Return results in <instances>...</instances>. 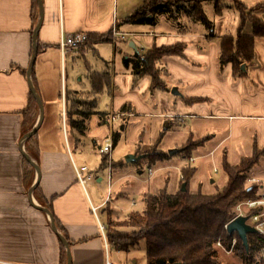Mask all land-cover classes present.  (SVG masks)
Segmentation results:
<instances>
[{"label": "crops", "instance_id": "crops-1", "mask_svg": "<svg viewBox=\"0 0 264 264\" xmlns=\"http://www.w3.org/2000/svg\"><path fill=\"white\" fill-rule=\"evenodd\" d=\"M242 1L250 7L264 0ZM141 3L127 5L119 12L113 0H42L43 17L37 34V46L39 44L40 47L30 75L43 103V116L39 122V110L30 121L21 112L27 106L31 93L27 69L39 14L34 22L32 0H0V264H68L67 254L61 257L62 241L53 230L49 215L42 211L46 207L37 194L51 202L50 212L58 232L67 236L63 235L69 243L71 264H106L107 261L122 264L110 260L106 229L103 236L91 209L96 207V214L106 227V219L104 221L102 216L107 215V209L113 202L114 167L109 165L107 173L102 172V168L97 173L88 168L85 174L92 177L83 186L75 166L84 165L79 148L84 146L88 136L95 134L89 128L90 121L95 120L97 125H111L108 119L110 112L129 115L131 110L144 108L132 93L134 91H143L145 102L152 101L159 93L160 100L170 108L157 111L159 116L167 117L166 128L173 125L172 121L181 123L186 117L215 121L218 128L210 130L211 137H223L225 156L231 153L237 157L228 161L231 165L250 156L255 148L264 150V37L255 38V57L251 64H244L242 70L245 75L234 77L231 65L220 69L217 61L218 37L235 35L240 22L238 11L228 6L231 0H222L225 7L220 13H215L211 4L210 13L205 11L213 22L214 38H208L202 25L193 24L186 17L174 21L159 16L155 26L123 22ZM259 16L264 22V12ZM109 30H112V40L106 43L113 46L112 68L105 60V68L88 71L90 88L85 91L92 89L91 72H107L109 87L95 98L82 99L83 102L74 106L78 112H71L65 91H85L78 90L72 82L68 88V66L73 71L75 56L85 59L92 52L100 57L105 47H102L104 42L87 43L63 55L59 48L61 35L74 31L100 34ZM251 32V23L246 22L243 33L249 35ZM144 37L151 39L148 47L142 41ZM177 42L184 43L185 57L164 56L157 63L167 90H151L149 76L135 80L132 64L137 56L154 45ZM115 71H125V78L121 80ZM174 87L180 94L171 92ZM104 92L111 94L108 110L98 108L99 97ZM194 98L200 100L194 101ZM71 121H82L85 128L80 132ZM37 125V132L22 147V136ZM113 133H110L111 137ZM29 140H33L35 152L32 154L27 148ZM93 142L98 153L97 147L101 143L97 144L96 137ZM25 155L35 160L40 169L39 176ZM262 155L259 166L256 164L250 171L264 183V152ZM27 173H31L30 186V180L25 176ZM104 180L108 184L106 195L99 187ZM34 184H37V189L30 198L29 190Z\"/></svg>", "mask_w": 264, "mask_h": 264}, {"label": "trees", "instance_id": "trees-1", "mask_svg": "<svg viewBox=\"0 0 264 264\" xmlns=\"http://www.w3.org/2000/svg\"><path fill=\"white\" fill-rule=\"evenodd\" d=\"M207 3L213 6L215 13H220L225 7L222 0H142L141 5L127 15L123 22L155 26L159 16L174 21L186 17L191 23L202 25L208 33V38H214L213 22L204 10ZM228 6L238 11L240 22L235 35L218 37L217 61L220 69L231 65L233 76L240 77L246 73L241 66L244 64L247 66L254 60L255 38L264 37V22L259 16L264 12V1L249 7L242 0H231ZM32 8V19L36 22L39 14L37 0H32ZM246 22L251 23L252 32L249 35L243 33ZM111 40L112 30H109L106 33L87 34V40L83 45ZM184 46L181 42L171 45H154L144 54L137 56L132 64L135 80L149 76L151 90H167L166 81L157 63L164 56L185 57ZM38 47H40L39 44ZM90 74L91 91L79 93L65 91V100L71 104L69 107L71 112H78L74 106L81 103L82 99L95 98L109 87L110 76L107 72H91ZM192 100L199 101L200 98ZM122 109H125V106ZM38 110V105L30 93L27 106L21 111L22 115L28 117L30 121L37 116ZM71 124L80 132L85 128L82 121H71ZM117 134H112L114 144ZM27 148L31 154L35 152L33 140L28 141ZM263 152L264 150L255 148L250 156L241 158L235 165H231L224 159L223 169L227 180L223 188L216 193L207 194L201 191L190 193L187 187L185 191H182L181 186L175 193H170L164 188L157 193L146 194L144 210L132 211L123 220H114L110 209H107L108 244L118 251L128 252L140 240H144L145 264H224L217 262L218 251L214 245L219 243L227 250L232 248L240 264H257L260 260L263 236L257 231L248 233V247L246 248L236 232L227 231L226 225L234 219L237 204L257 196L256 186L245 187V181L248 177L247 173L263 158ZM145 157L150 164H154L157 160L169 157V154L157 151ZM108 162V156L104 155L100 168L107 164L114 167ZM195 170L189 166L184 168L182 182L187 185V181L189 183V178ZM28 173L25 176L30 180V186L31 173ZM37 196L42 205L50 210L51 202L45 201L39 194ZM63 235L67 237L66 234L63 233ZM233 240L235 242L232 245ZM61 257H66L62 243Z\"/></svg>", "mask_w": 264, "mask_h": 264}, {"label": "rangeland", "instance_id": "rangeland-1", "mask_svg": "<svg viewBox=\"0 0 264 264\" xmlns=\"http://www.w3.org/2000/svg\"><path fill=\"white\" fill-rule=\"evenodd\" d=\"M113 2L117 5L120 12L127 5L137 3L139 5L142 0H113ZM205 11L210 13V4L205 5ZM142 41L144 45H147L151 42V39L144 37ZM109 43L104 42L102 44L105 50L100 57L92 52L85 59L78 55L75 56L76 58L73 62L71 61L72 66H74L72 68L73 71H70L71 67L70 65L68 66L66 81L68 88L70 82H72L80 91L89 89L88 71L105 68V60L109 61L108 65L112 68L110 61L113 58V46ZM142 51H145L144 48ZM118 67H120V64ZM110 72L114 73V71ZM115 73L119 75L121 80L125 78V71H115ZM78 78H81V81H78ZM119 85L121 89L122 81ZM128 91H130L129 88ZM132 93L135 94L144 108L141 110L137 108V111L131 110L133 114L130 113L124 119L120 118L111 125H97L95 120H92L93 122L90 121L89 128H92L95 134L88 136V139L84 140V146L79 148L83 164L90 168L92 172L97 173L101 170L100 165L104 155L95 151L93 138H97L98 144L103 142L106 135L111 136L110 133L112 132L118 133L108 162L114 165L111 190L113 202L110 204L112 218L114 220H123L132 211L141 212L144 210V196L148 193H157L164 188L167 192L175 193L183 183L182 171L188 166L196 169L189 178V183L187 181V185H185L190 193L201 191L213 194L221 190L227 180V175L223 169V160L234 161L237 157L234 154L231 155V153L225 156L226 149L225 145H223V137L219 135L211 137L210 130L218 128L216 122L186 117L182 118L181 123L177 120L172 121L173 125L166 128L165 121L167 117L159 116L157 111L158 109L170 110V108L167 103L160 100L159 93L155 95L152 101L148 102H145L143 91L139 93L134 91ZM110 106L111 94L104 92L99 97L98 108L108 110ZM121 122L124 124L123 129H121ZM177 144L180 145L175 146ZM173 147L183 148V150L175 155H169L165 159L157 160L154 164H150L147 157H145L148 154L157 153V151L167 153ZM128 155H142V157L138 160L139 162H128L126 161ZM189 157H194V161L190 162ZM148 167H152L150 173L148 172ZM102 170V172L107 173L109 171L108 164ZM140 170L141 173H139ZM120 174L123 175L122 178L119 177ZM247 175L245 187L255 186V184L250 182L252 178L257 179L258 182L262 181L254 177L251 171ZM89 186L90 184L88 183L87 187L90 195H92ZM99 187L103 188V193L106 195L108 189L107 181L100 182ZM102 218L105 221L106 214ZM214 246L218 251L217 262L240 264L235 257L234 250H231L232 248L227 250L218 243H215ZM107 254H109L110 260L122 264H133V261L135 262L134 264H145V242L140 240L128 252L116 251L112 245H108Z\"/></svg>", "mask_w": 264, "mask_h": 264}, {"label": "built area", "instance_id": "built-area-1", "mask_svg": "<svg viewBox=\"0 0 264 264\" xmlns=\"http://www.w3.org/2000/svg\"><path fill=\"white\" fill-rule=\"evenodd\" d=\"M86 40H87V33L83 31H74L71 33L62 34L59 41L60 51L64 55L70 52L71 50L79 47L83 43H85ZM126 115H127L126 112L112 111L109 113L108 119L112 124L113 122L117 121L120 118L125 117ZM63 120H64V111H63ZM112 148H113L112 137L107 136L106 138H104L103 142H101V144L97 147V151L100 154L107 155L109 158ZM189 161L193 162L194 157H189ZM151 170L152 167H149L148 172L150 173ZM75 172L80 183L83 186L92 177L89 173L85 174L86 172H88V167L86 165H83L81 167L75 166ZM250 182H252V184H255L256 188L258 189L257 196L254 199H246L240 202L239 204H237L235 217L247 216V223L253 226L256 229V231L263 236V244L260 251V260L257 264H264V183H262L263 181L258 182V180L255 178H252ZM91 209L95 214V217L97 218L99 230L104 236L106 229L105 224H103L101 220L98 218L96 214V207L92 206ZM234 242L235 240H233L232 245L234 244ZM106 264H113V263L107 261Z\"/></svg>", "mask_w": 264, "mask_h": 264}, {"label": "water", "instance_id": "water-1", "mask_svg": "<svg viewBox=\"0 0 264 264\" xmlns=\"http://www.w3.org/2000/svg\"><path fill=\"white\" fill-rule=\"evenodd\" d=\"M37 3H38L39 19H38L37 25H36V27L34 29V32H33L32 54H31L30 63H29L28 69H27V75L29 77V87H30L31 93H32L34 99L36 100V102L38 104L39 113H40V119H39V122H40L41 118L43 116V103H42V100H41L39 94L34 89L32 83H31V80H30V75H31V72H32V69H33V65H34V62H35V59H36L37 52H38V46H37L38 29H39V26L41 24V20H42V17H43L42 0H37ZM241 67L244 68V65H242ZM171 92L174 93V94H180L175 87L171 90ZM38 126L39 125L34 127L32 130L26 132L22 136V139H21V146L22 147H23L25 141L27 139H29L33 134H35L37 132ZM182 150H183V148H171V149H169L168 154L169 155H173V154L181 152ZM141 157H142V155H128L127 158H126V161H128V162H136ZM25 158L36 169L37 174L39 176L40 175V169H39V166L37 165V163L35 162V160H33L28 155H25ZM185 185H186V183L183 182L182 185H181V190L182 191L186 190ZM36 189H37V184H34L31 187V189L29 190V197L30 198L33 197ZM42 211H44L45 213H47L49 215V217L51 219V222H52L53 230L55 232H57L59 239L62 241V243L64 245V248H65V251H66V254H67V257H68V264H71V254H70L69 243H68L67 239L63 235L59 234L57 226H56V223L54 221V218H53L52 213L50 212V210L45 208V209H42ZM226 228H227V231L229 233L236 232L238 237L241 239L242 243L244 244V246L246 248L248 247L247 234L256 232V229L253 226H251L249 223H247V216H237V217H235L234 219H232L226 225ZM172 264H179V263H172Z\"/></svg>", "mask_w": 264, "mask_h": 264}, {"label": "bare ground", "instance_id": "bare-ground-1", "mask_svg": "<svg viewBox=\"0 0 264 264\" xmlns=\"http://www.w3.org/2000/svg\"><path fill=\"white\" fill-rule=\"evenodd\" d=\"M83 45V44H82ZM79 48V47H78Z\"/></svg>", "mask_w": 264, "mask_h": 264}]
</instances>
